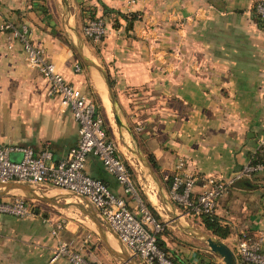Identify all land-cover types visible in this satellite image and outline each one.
Returning a JSON list of instances; mask_svg holds the SVG:
<instances>
[{"label": "crops", "instance_id": "obj_1", "mask_svg": "<svg viewBox=\"0 0 264 264\" xmlns=\"http://www.w3.org/2000/svg\"><path fill=\"white\" fill-rule=\"evenodd\" d=\"M69 3L70 22L57 27L45 0H0V24H27L44 56L71 83L101 98L97 80L104 85V79L77 51L76 24L84 51L107 71L122 116L144 154H154L163 176L174 174L179 157L186 170L224 178L252 158L264 137V20L254 12V0ZM95 15H103L108 26L99 41L83 32ZM25 55L22 41L0 29V145L32 146L37 154L48 148L50 161L58 162L76 144L79 124L71 109L48 93L49 80L27 64ZM22 155L21 149L11 152L13 159ZM131 166L138 188L140 174L135 163ZM86 171L136 210L135 199L94 153L88 154ZM200 189L201 183L196 184L194 193ZM35 194L0 184V200L24 195L32 207L25 216L0 212V264H72L65 257L52 259L60 239L71 240L96 264H129L120 255L124 250L144 264L86 197L57 186ZM158 197L160 205L152 204L161 216L166 210L193 217L176 201L170 199L172 208ZM216 213L231 228L222 238L230 245L243 233L264 231V172L236 179L219 199ZM174 234V239L171 234L165 238L188 264H221L209 248L187 243L176 229Z\"/></svg>", "mask_w": 264, "mask_h": 264}, {"label": "built area", "instance_id": "obj_2", "mask_svg": "<svg viewBox=\"0 0 264 264\" xmlns=\"http://www.w3.org/2000/svg\"><path fill=\"white\" fill-rule=\"evenodd\" d=\"M125 1L133 3L136 0ZM253 10L264 20V0H254ZM0 29L7 30L10 38L17 37L22 41L27 64L36 67L49 80L48 93L58 96L60 103L71 109L79 124L76 144L67 158L58 162L50 161L52 151L48 148L37 154L32 146L0 145V181L26 182L38 193H44L51 186L63 187L84 196L109 222L124 246L142 263L180 264L158 245L156 232L164 230L167 222L158 220L141 197L130 168L134 161L127 154H122L120 141L107 133L105 116L98 109L94 94L71 83L56 62L44 56L31 40L27 24L16 26L11 21H3ZM107 30L103 15L90 18L83 27L84 34L94 41H99ZM76 67L79 69L81 66L77 64ZM262 146L264 137L260 139L258 148ZM14 149L23 151L21 158L11 157ZM89 153L97 155L123 185L124 191L135 199L136 210L131 209L126 199L114 193L105 181L86 171ZM185 165V159L179 157L176 171L171 175L169 197L184 208L186 215L199 218L203 213L216 211L219 199L227 194L236 179L264 172V161L253 162L252 158L231 178L200 175L186 170ZM164 178H169V175ZM198 183H201V189L194 193ZM0 212L25 216L32 213V207L24 195H16L12 200H0ZM57 226L61 227L62 224ZM235 246L237 264H264L263 230L250 237H239ZM59 257L67 258L72 264H96L68 239L59 240L52 259Z\"/></svg>", "mask_w": 264, "mask_h": 264}, {"label": "water", "instance_id": "obj_3", "mask_svg": "<svg viewBox=\"0 0 264 264\" xmlns=\"http://www.w3.org/2000/svg\"><path fill=\"white\" fill-rule=\"evenodd\" d=\"M61 1H62V7H63V13L65 16V19L68 22H70L72 12H71V8H70L69 0H61ZM72 30H73L74 35L77 38V41L74 40L75 47H76L77 51L79 52L82 60L85 62V64L87 66L94 67L95 70L99 71L101 73L104 81H105L106 88H107L106 93L110 97L112 112L114 115V119H115V121L119 127L120 133H122V128L125 127L126 130L128 131V133L130 134L131 138H132L133 146H131L128 142H126V140L123 139L124 144L128 147V149H130L137 156V158L139 159L141 164L148 170V172L153 177L155 183L157 184L158 195L160 196L163 205L167 206L168 204H170L172 206V208H174V206L170 200V197L166 193L164 184L162 183L158 173L156 172V170L152 166L150 160L144 154L140 144L138 143L137 136H136L134 129L127 122V120H125V118L121 114L119 103H118V100L116 98V95H115V92H114V89L112 87V84H111V81H110V78L108 76L107 71L98 61H96L91 55H89L88 53H86L84 51L83 43H82L83 40L81 38V34L79 33L77 26L74 23L72 24ZM99 90H100V88H99ZM0 184L6 186L8 188H11V187L21 188L24 191L34 192V194H35V190L33 189V187L29 183H26V182H20V181H10V182H4L3 181L2 182V181H0ZM36 195L37 194H35V196ZM37 196H38V198H45V197H42L40 195H37ZM172 220H174L179 227L189 231L193 235L206 239L208 242V245L211 247V249L216 254H218L219 256L222 257L224 264H237V254H236L234 248L227 241H225L224 239L220 238L219 236H217V235H215V234H213L207 230H204L198 226L183 222L178 215L173 214ZM120 255L124 258L125 262H128L129 264H140L139 261L134 256H131L125 250L123 252H121Z\"/></svg>", "mask_w": 264, "mask_h": 264}, {"label": "rangeland", "instance_id": "obj_4", "mask_svg": "<svg viewBox=\"0 0 264 264\" xmlns=\"http://www.w3.org/2000/svg\"><path fill=\"white\" fill-rule=\"evenodd\" d=\"M46 3H47L46 7L48 8L49 11L52 12V20L56 24V25L55 24L54 25L57 26V27L58 26H61V27L65 26L66 27L67 26V20H65V18L63 16L62 1L61 0H46ZM99 92H100V95H101V100H102V102L105 105L106 115H107L111 125L113 126V128L115 130L116 138L121 143V148L126 152V154L128 156H130V158L133 159L134 163L136 164L137 171L140 174L139 181L142 182V184L140 183V185L138 187L139 191L141 193L143 191L145 194H147V196H148L147 198L151 202H153V204H155L156 206H159L160 205V200H159V197H158L157 184L155 183L153 177L148 172V170L141 164V162L139 161L137 156L130 149H128V147L124 144L123 139L126 140V142H128L131 146H133L132 138H131L130 134L128 133V131L126 130L125 127L122 128V133H120L119 127H118V125H117V123H116V121L114 119L111 103H109V100H105L104 99L103 93L100 90H99ZM163 213L164 214L162 216V220L161 221L167 222L166 227L170 228V234L173 236L172 239H174V237H176V235L174 234V229H176V231L179 234H182L181 238H183V240H185L187 243H190L191 245H195V246H198V247H201V248H209L210 250H212L211 247L208 245V242H207L206 239H204L202 237L193 236V235H189L187 233H184V231L179 229L177 223L174 220H172V215L169 212L164 210ZM191 218H193V219H191ZM191 218L187 217V216H183L180 219L183 222H185V223H189V224L198 226V227H200V228H202L204 230L209 231L203 225V223L200 220H198V219L195 220L194 217H191ZM231 245H232V247L235 250L236 246L234 244H231ZM217 256H219V255L217 254ZM219 257L221 258V261H222L221 264H224V261H223L222 257L221 256H219Z\"/></svg>", "mask_w": 264, "mask_h": 264}, {"label": "trees", "instance_id": "obj_5", "mask_svg": "<svg viewBox=\"0 0 264 264\" xmlns=\"http://www.w3.org/2000/svg\"><path fill=\"white\" fill-rule=\"evenodd\" d=\"M46 1V0H45ZM106 10H111L112 8H109L108 6L105 7ZM124 16H126L123 13ZM98 15H95L94 17H96ZM67 40L71 43V41L67 38ZM111 81V84H113V81ZM96 100L98 101V109L100 111H102L104 113L105 116V121H104V125L106 128L107 133L110 136H114V132L112 129V125L106 115L105 112V107L102 104V100L100 98V96L98 95L97 97H95ZM264 147V146H262ZM262 147H259L256 149V151L253 153L252 155V161L253 162H258V161H264V150H262ZM148 159L150 160L152 166L154 167V169L156 170V172L159 174V176L161 177L162 181L164 182V184H166V186L169 188L170 185V181H171V176H169V178H164V176L161 174L160 172V165L156 159V157L154 156L153 153H148L147 154ZM130 168H132L131 164H130ZM260 172H255L252 175H256L259 174ZM232 187V184L230 185L229 189ZM141 197L143 198V200L145 201V203L147 204V206L152 210L154 216L158 219V220H162V216L160 215V213L155 209V207L153 206L152 202L147 198V194H145L143 191L142 193L140 192ZM201 222L203 223V225L209 230V232L219 236L220 238H224L227 237L230 233H231V228L228 224L223 223L221 220V217L216 213V211L214 212H206L203 213L201 215ZM170 234V228L165 227L164 230L158 231L156 232V237H157V243L158 245L163 248L166 253L168 255H170V257L175 260L176 262H179L180 264H188L184 258L173 248L171 247L167 240H166V236H169ZM252 236L250 233L246 232L243 233L240 237H250Z\"/></svg>", "mask_w": 264, "mask_h": 264}, {"label": "bare ground", "instance_id": "obj_6", "mask_svg": "<svg viewBox=\"0 0 264 264\" xmlns=\"http://www.w3.org/2000/svg\"><path fill=\"white\" fill-rule=\"evenodd\" d=\"M97 85L98 87L100 88L101 92L103 93V96L104 98H106L107 100H109V103L111 102L110 101V97L108 96V94L106 93V84H105V81H104V85L102 83V80L101 79H98L97 81ZM105 87V88H104Z\"/></svg>", "mask_w": 264, "mask_h": 264}]
</instances>
